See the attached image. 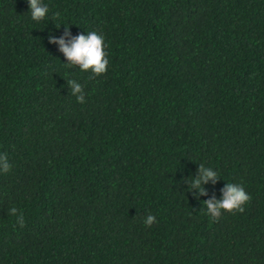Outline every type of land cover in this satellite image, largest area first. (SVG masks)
<instances>
[{"label":"trees","instance_id":"trees-1","mask_svg":"<svg viewBox=\"0 0 264 264\" xmlns=\"http://www.w3.org/2000/svg\"><path fill=\"white\" fill-rule=\"evenodd\" d=\"M40 2L0 0V264H264V0ZM88 32L105 73L49 39Z\"/></svg>","mask_w":264,"mask_h":264},{"label":"clouds","instance_id":"clouds-1","mask_svg":"<svg viewBox=\"0 0 264 264\" xmlns=\"http://www.w3.org/2000/svg\"><path fill=\"white\" fill-rule=\"evenodd\" d=\"M30 5V13L33 20L39 22L46 17L49 12L47 5L42 4L40 0H28ZM60 17V13L56 12L53 14L52 19L56 20ZM57 27H60L57 25ZM71 27L67 26V29ZM70 31L66 30L65 36H70ZM52 43H58L60 45V51H62L67 57L68 61L71 62L68 66L79 65L82 71L92 69L95 75L105 73L109 64V60L105 58L104 51V38L98 35L96 32H88V35L83 34L75 37L71 41V45L66 42L64 38L57 39L55 36L49 37ZM94 78L90 76L89 79ZM68 83L72 86V95L76 96L80 103L85 102V96L82 91V86L76 83L75 80L69 79ZM0 167L2 171L7 173L11 165L8 161L7 155H0ZM199 176L191 180L193 188L199 189L201 195H206L203 188V184L212 180L213 183L219 178L218 172L214 171L211 167H205L201 164L199 169ZM251 197L246 194L244 188L239 184L228 183L226 189L224 190L223 199L220 201L210 200L205 201L207 212L215 219L220 217L221 210H225L229 213L235 214L234 210H238L240 213L245 211L242 205L246 202H250ZM9 215H14L17 218V223L20 227L25 226L23 213L17 214V209L15 207L9 210ZM155 216L149 214L144 220L146 226H151L155 222Z\"/></svg>","mask_w":264,"mask_h":264}]
</instances>
